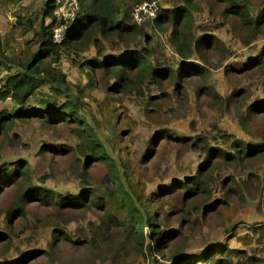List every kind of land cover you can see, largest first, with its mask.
<instances>
[{
	"label": "rangeland",
	"instance_id": "obj_1",
	"mask_svg": "<svg viewBox=\"0 0 264 264\" xmlns=\"http://www.w3.org/2000/svg\"><path fill=\"white\" fill-rule=\"evenodd\" d=\"M230 1L192 0L185 35L193 54L186 58L170 42L169 25L147 23L149 39L125 45L96 37L99 44L82 41L48 62L65 76L66 93L43 84L28 104L38 111L74 102L110 165L91 160L74 126L61 119H16L0 134V164L28 163V187L71 199L127 190L155 216L154 238L163 247L153 246L146 228L139 246L101 205L55 206L13 182L0 188V264H264V24L254 23L264 0ZM44 3L0 0V87L37 49L41 23L50 22ZM159 3L183 7L181 0ZM128 53L150 60L158 74L192 66L204 76L156 81L132 70L119 81L109 68L87 63ZM16 109L11 99L0 102L10 115Z\"/></svg>",
	"mask_w": 264,
	"mask_h": 264
},
{
	"label": "trees",
	"instance_id": "obj_2",
	"mask_svg": "<svg viewBox=\"0 0 264 264\" xmlns=\"http://www.w3.org/2000/svg\"><path fill=\"white\" fill-rule=\"evenodd\" d=\"M153 0H78L79 11L72 22H69L65 31L64 39L60 43H55L52 39L53 30L58 25V21L54 15L56 9L55 0H45L44 17H49L50 22L45 25L41 23L40 31L37 33V49L21 64L20 72L6 78L2 87H0V102L11 99L17 106L14 115L8 114L4 110H0V134L6 135L16 119L40 118L49 124L54 120L61 119L68 125H73L77 135L82 139L83 150L89 153V158L93 161H100L106 165H110L111 157L105 151L104 146L97 141L90 128L85 121L80 118V107L72 101H68L62 105L51 103L43 105L38 111L32 109L28 104L29 99L35 91L43 85L54 86L57 91L66 93L65 76L60 72L48 67V62L57 63L63 52H70L75 49L76 44L98 43L96 37L106 39L110 42L118 40L119 43L127 45L133 43L139 37L149 39L145 32L144 25H136L133 23L130 13L132 7L138 3L150 2ZM183 7L174 10L160 8L154 20L148 22L149 28L154 29L155 26L169 25L172 29L170 33V42L175 46L178 55L186 58L192 55V47L189 43L185 30L191 24V7L192 0H181ZM230 1V0H229ZM233 1V0H232ZM232 1H230L232 3ZM235 2V1H233ZM124 3L127 7L126 12H122L119 4ZM233 7L236 5L231 4ZM234 8V12L241 17L244 22L243 11ZM190 9V10H189ZM233 10V9H232ZM264 14L260 15L255 21L257 27L264 24ZM151 26V27H150ZM137 53H128L126 57H104L103 60H89L88 65L101 69L109 68L112 73L117 74L119 81L125 80L124 77L132 70L136 71L137 78L154 77L156 81L167 78L168 81H174L176 78H186L192 74L202 75L196 68L190 66L188 68H179L177 70H164L161 74L152 66L150 60L136 55ZM0 58V68L5 66ZM86 63V64H87ZM119 85V82L117 83ZM47 104V103H44ZM264 152V151H263ZM219 155H221L219 153ZM25 161L14 163L0 164V188L8 186L13 182H23L30 186V166ZM92 164V163H91ZM85 178L87 176L85 170L82 171ZM128 180V187L131 188L128 176L124 173ZM112 180L120 181L116 173H112ZM118 189L105 191V195L99 198L94 191H85L76 198H70L59 194L47 193L44 191H35L28 187L24 193L30 194L29 197H37L38 201L49 202L55 206L70 205L74 208L89 209L91 206L105 208L108 217L115 218V222L121 224L126 230L127 237H132L142 247L143 230H149L151 240H154L155 248L163 247L164 240L158 236V228L154 225V215L145 214V207H138L130 193L123 189L119 193ZM100 200H103L100 202ZM144 210V211H142ZM163 240V241H162ZM153 243V242H152ZM162 244V245H161ZM211 251L221 253L220 248H214ZM183 264H194V261H188ZM214 264H232L229 261L216 260Z\"/></svg>",
	"mask_w": 264,
	"mask_h": 264
},
{
	"label": "built area",
	"instance_id": "obj_3",
	"mask_svg": "<svg viewBox=\"0 0 264 264\" xmlns=\"http://www.w3.org/2000/svg\"><path fill=\"white\" fill-rule=\"evenodd\" d=\"M160 1L153 0L134 5L130 13L133 23L140 26L154 20L160 10ZM55 5L56 11L58 9L60 11L57 13L59 18L55 15L58 25L53 30L52 39L55 43H60L64 39L69 22L75 19L79 11V3L78 0H55Z\"/></svg>",
	"mask_w": 264,
	"mask_h": 264
}]
</instances>
